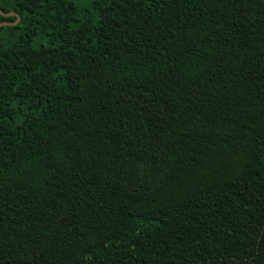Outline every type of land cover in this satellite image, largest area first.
<instances>
[{"label":"trees","instance_id":"obj_1","mask_svg":"<svg viewBox=\"0 0 264 264\" xmlns=\"http://www.w3.org/2000/svg\"><path fill=\"white\" fill-rule=\"evenodd\" d=\"M0 9V264H264V0Z\"/></svg>","mask_w":264,"mask_h":264},{"label":"water","instance_id":"obj_2","mask_svg":"<svg viewBox=\"0 0 264 264\" xmlns=\"http://www.w3.org/2000/svg\"><path fill=\"white\" fill-rule=\"evenodd\" d=\"M0 15L3 16V17L10 16V15H14L15 16V20H13L11 23L10 22H6V21H0V26L5 25V24H15L18 21V19H19L18 15H16L12 11H10V12H3L0 9Z\"/></svg>","mask_w":264,"mask_h":264}]
</instances>
